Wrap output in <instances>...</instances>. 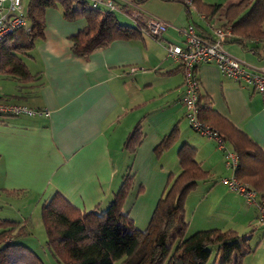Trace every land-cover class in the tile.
<instances>
[{
	"label": "crops",
	"instance_id": "crops-1",
	"mask_svg": "<svg viewBox=\"0 0 264 264\" xmlns=\"http://www.w3.org/2000/svg\"><path fill=\"white\" fill-rule=\"evenodd\" d=\"M144 1L112 0L113 11L106 5L101 6V11L112 13L116 20L124 15L118 7L132 3L143 16L167 25L158 39L141 33L136 39L113 41L85 58L72 54L69 41L85 28V22H68L62 19L60 9H45L42 36L29 53L18 57L36 81L19 85L0 73L14 84V92L1 94L2 100L48 114L47 118L0 119V200L31 205L36 210L57 194L79 211L88 212L97 206L103 209L130 168L133 186L121 212L132 219L133 225L137 222L133 227L142 232L167 176L179 173L178 148L187 145L195 149V161L210 176V181L198 183L185 201L183 220L187 230L191 224L193 233L250 226L256 223L255 209L217 183L228 171L215 143L186 130L181 106L182 76L177 63L169 60L165 52L167 45L182 47V37L176 30L188 26L202 41L213 40L209 28L191 21L190 7L199 21H210H205L192 6L186 5L187 14L177 2L160 0L158 7L150 8L142 4ZM136 25L133 22L127 27ZM231 42L232 39L223 46L229 57L249 71L264 74V51L260 46L245 43L241 48ZM196 75L198 97L209 110L264 155V93L257 95L221 77L213 65L198 67ZM136 125L142 140L134 154L128 155L123 144ZM174 126L178 131L176 143L155 158L154 148ZM139 189L141 193L137 194ZM215 208L226 215L211 217ZM194 217L198 223L193 225ZM14 218L15 221L0 220L26 227L28 235L23 240L32 243L29 215L18 209Z\"/></svg>",
	"mask_w": 264,
	"mask_h": 264
},
{
	"label": "trees",
	"instance_id": "trees-1",
	"mask_svg": "<svg viewBox=\"0 0 264 264\" xmlns=\"http://www.w3.org/2000/svg\"><path fill=\"white\" fill-rule=\"evenodd\" d=\"M173 1L184 6L186 0ZM191 6L205 21L216 18L221 6L206 4L202 0H190ZM65 21L82 19L85 28L69 38L71 52L77 58H85L94 51L107 47L116 40H131L144 33L143 26L119 25L112 13L90 9L72 0H29L24 19L28 32H16L8 38L2 54L0 73L19 85L36 81L28 74L19 56L29 53L42 36V17L45 9L57 8ZM222 28H228L232 42L241 48L245 43H255L264 51V0H238L223 8ZM197 121L208 127L226 145L236 158L233 178L264 202V155L242 133L210 111L208 104L198 97ZM174 126L154 148L158 158L177 141ZM142 140L136 125L126 138L123 150L133 155ZM179 173L168 175L163 192L155 204L144 231L134 229L128 215L123 214L124 201L133 186V177L127 171L117 192L103 209L98 206L88 212L79 211L55 194L40 206L39 220L44 233V250L55 264H209V259L222 256L221 264H241L249 250H241L245 240L235 232L218 230L200 231L186 236L184 204L198 183L210 181L195 161V149L181 145L176 152ZM141 193V189L137 194ZM8 196L15 194L8 193ZM23 225L0 220V264H43L41 260L19 240L27 237ZM211 264H215L213 261Z\"/></svg>",
	"mask_w": 264,
	"mask_h": 264
},
{
	"label": "built area",
	"instance_id": "built-area-1",
	"mask_svg": "<svg viewBox=\"0 0 264 264\" xmlns=\"http://www.w3.org/2000/svg\"><path fill=\"white\" fill-rule=\"evenodd\" d=\"M75 3L86 6L90 9H99L106 5L109 11H113L112 0H72ZM185 5L191 6L190 0ZM118 11L136 24H141L144 34L151 39H158L167 29L164 23L145 17L132 3H126L118 7ZM21 0H0V55L8 44L10 38L16 32L27 33V23L23 17ZM215 19V18H214ZM205 22L213 36L211 42H204L198 38L192 27H186L179 31L182 37V47L167 45L165 48L166 57L177 63L182 76V97L181 106L184 111V119L188 128L200 137L213 141L216 149L222 154L224 166L231 170V176L227 179H220L218 183L224 186L227 192L237 195L243 199L247 207H252L257 213L256 222L264 226V202L259 201L258 195L247 190L232 176L236 166L235 156L228 151L213 131L200 124L197 119V93L199 83L197 80V68L202 65H213L218 74L231 80L238 86L247 87L257 95L264 93V74L252 72L245 69L237 61L229 57L224 51V44L231 39L228 28H222L223 20L219 19ZM48 114L41 110H35L23 105L8 103L0 97V119L4 118H47Z\"/></svg>",
	"mask_w": 264,
	"mask_h": 264
},
{
	"label": "rangeland",
	"instance_id": "rangeland-1",
	"mask_svg": "<svg viewBox=\"0 0 264 264\" xmlns=\"http://www.w3.org/2000/svg\"><path fill=\"white\" fill-rule=\"evenodd\" d=\"M28 1L29 0H21V6H22L23 15L25 14ZM236 1L237 0H202L203 3L211 4V5L212 4H217V5H220L221 7H224V6L228 5V4L236 2ZM159 2H161V1L160 0H145L142 4L147 3L146 5L145 4L144 5L147 6V7H150V8H154V7H158ZM99 8H100V11H101V9H102L101 6ZM56 9H59V5H57ZM189 9H190L191 17H192L191 21H193L194 23L205 27L206 26L205 23L199 21V19L195 16L194 12L192 11V8L190 7ZM121 16L123 18L119 17V16H117V18H116V22L119 25H121V26H129L130 24L131 25L133 24L132 20L129 19L127 16H125V15H121ZM220 17H221V14H219L217 16V18H220ZM127 22L130 23V24H126ZM190 23L191 22H189V24ZM176 31L179 33V31H181V30L177 29ZM175 44H178V42H176ZM226 46L231 47L232 45H226ZM19 57L23 58L22 56H19ZM13 92H14V84L12 82H10V81L4 80L2 75H0V95L1 94L8 95V94H11ZM186 130L188 132H190L191 134H193L195 136H198L193 131L188 129V127H186ZM227 171H228L227 175H226V177H223V179L230 178L231 170L227 169ZM225 191L227 192L226 188H225ZM125 201H124V203H125ZM123 206H124V204H123ZM0 208H1V210H0V219H10L11 221H15L13 219H15L14 218L15 217V211L18 210V209H19V211L21 213L26 212V215H29V218H28L29 219L28 232L31 234L30 237H31V242L32 243L28 244V242H25V240H23L24 238L19 240L20 243L23 240L24 243L28 244L31 247V249L34 251L35 255L41 260V262L43 264H55L54 261L50 258V256L44 250L45 238H44L43 229L41 227L40 220H39L40 206L38 205L36 207V210H33L31 208V205L26 207L24 204L23 205H18L15 201L1 199L0 200ZM222 214L226 215V213L221 212V211L219 212L218 208H215L214 210H212L210 215H211V217H214L216 215L222 216ZM185 221H186V219H185ZM196 223H198L197 222V218L195 219V217H194L193 225L196 224ZM134 225H135V227H137V222H135ZM192 229H193V226L191 224L189 229L186 231V236H191L193 234V230ZM231 229L232 230H230L229 228H224V227L221 228L220 227L219 231H221L222 233L226 232V231H233V232H235V234L237 235L238 238H243L245 240V246L243 247L241 245V250L245 251V249H248L249 250V255H247L246 257H244L242 259L241 264H264V226L259 225L256 222V223H252L250 226H246V225L245 226H238V227L231 228ZM234 258H235L234 255H232V257L229 260V264H233L234 263ZM212 261L215 264H221L222 256L219 255L216 259H213V257H211L209 259L208 263L211 264ZM115 264H118V263H115Z\"/></svg>",
	"mask_w": 264,
	"mask_h": 264
}]
</instances>
